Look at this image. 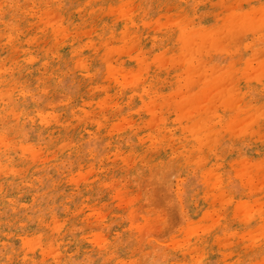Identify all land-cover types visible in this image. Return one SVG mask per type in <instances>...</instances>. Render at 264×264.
<instances>
[{
    "label": "rangeland",
    "instance_id": "1",
    "mask_svg": "<svg viewBox=\"0 0 264 264\" xmlns=\"http://www.w3.org/2000/svg\"><path fill=\"white\" fill-rule=\"evenodd\" d=\"M0 90V264H264V0H0Z\"/></svg>",
    "mask_w": 264,
    "mask_h": 264
},
{
    "label": "bare ground",
    "instance_id": "2",
    "mask_svg": "<svg viewBox=\"0 0 264 264\" xmlns=\"http://www.w3.org/2000/svg\"><path fill=\"white\" fill-rule=\"evenodd\" d=\"M183 2H184V0H183ZM132 2H130V4H131ZM125 6V5H124ZM133 8V7H132ZM80 9V8H79ZM125 9V8H124ZM70 10V9H69ZM48 14V13H47ZM58 14V13H57ZM65 14V13H64ZM127 14V13H126ZM52 15V14H51ZM129 15V14H128ZM131 16V15H130ZM147 16V15H146ZM57 17V16H56ZM131 18V17H130ZM177 18V17H176ZM129 20V19H128ZM174 22V21H173ZM178 22V21H177ZM172 23V22H171ZM171 23H169L170 25H172ZM243 23V22H242ZM182 25V24H181ZM240 25V24H239ZM163 26H165V25H163ZM159 27V26H158ZM157 27V28H158ZM240 27V26H239ZM160 28V27H159ZM242 28V27H241ZM246 28V27H245ZM161 29V28H160ZM47 30V29H46ZM93 30V29H92ZM168 30V29H167ZM239 31V30H238ZM242 31H243V29H242ZM238 33V32H237ZM2 34V33H1ZM210 34V33H209ZM27 35V34H26ZM235 36H237L236 34H235ZM26 37V36H25ZM51 40V39H50ZM177 41V40H176ZM175 41V42H176ZM56 42V41H55ZM29 43V42H28ZM73 43V42H72ZM53 46V45H52ZM89 46V45H88ZM33 47V46H32ZM63 47V46H62ZM61 49V48H60ZM43 51V50H42ZM33 52V51H32ZM86 52V51H85ZM28 54V53H27ZM35 54V53H34ZM23 55V54H22ZM46 56V55H45ZM26 58V57H25ZM58 58V57H57ZM82 58H84V57H82ZM24 59V58H23ZM39 59V58H38ZM19 62V61H18ZM116 62H118V61H116ZM47 66V65H46ZM19 67V66H18ZM19 73V72H18ZM56 75V74H55ZM260 75V74H259ZM34 76V75H33ZM242 86V85H241ZM54 87V86H53ZM151 87V86H150ZM245 88V87H244ZM2 89V88H1ZM0 91H2V90H0ZM4 93V92H3ZM31 94V93H30ZM240 94H241V92H240ZM53 95V94H52ZM32 98V97H31ZM51 101V100H50ZM14 102V101H13ZM217 105V104H216ZM222 105V104H221ZM217 106H219V105H217ZM233 106V105H232ZM238 106V105H237ZM225 107V106H224ZM223 107V108H224ZM237 108V107H236ZM236 108H234V110L236 109ZM197 111V110H196ZM242 112V111H241ZM5 116V115H4ZM190 117V116H189ZM197 117V116H196ZM248 117V116H247ZM194 119V118H193ZM49 122V121H48ZM247 122V121H246ZM251 123V122H250ZM41 124V123H40ZM52 125V124H51ZM209 126V125H208ZM240 126V125H239ZM253 126H255V125H253ZM236 127V126H235ZM18 129V128H17ZM60 131H62V130H60ZM45 132V131H44ZM216 132H218V131H216ZM221 132V131H220ZM239 132V131H238ZM210 134H212V133H210ZM74 135V134H73ZM22 140H24V139H22ZM23 147H24V145H23ZM244 147V146H243ZM29 148V147H28ZM26 149V148H25ZM218 151V150H217ZM219 152V151H218ZM63 153V152H62ZM35 156V155H34ZM199 156V155H198ZM197 156V157H198ZM202 159V158H201ZM17 160V159H16ZM250 163V162H249ZM57 165V164H56ZM4 166V165H3ZM21 166V165H20ZM43 167V166H42ZM5 168V167H4ZM12 170V169H11ZM40 170V169H39ZM6 171V170H5ZM8 172H9V170H8ZM38 183V182H37ZM3 202V201H2ZM244 204V203H243ZM214 230V229H213ZM209 235V234H208ZM254 236V235H253ZM208 246V245H207ZM30 247H31V245H30ZM36 255V254H35ZM34 256V255H33Z\"/></svg>",
    "mask_w": 264,
    "mask_h": 264
}]
</instances>
